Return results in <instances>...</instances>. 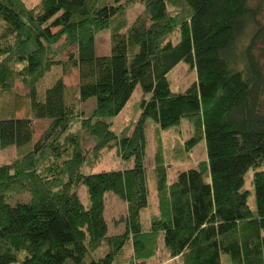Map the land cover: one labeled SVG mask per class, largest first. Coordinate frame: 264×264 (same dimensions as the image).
Instances as JSON below:
<instances>
[{"label":"trees","instance_id":"1","mask_svg":"<svg viewBox=\"0 0 264 264\" xmlns=\"http://www.w3.org/2000/svg\"><path fill=\"white\" fill-rule=\"evenodd\" d=\"M136 1L144 9L127 26ZM257 13L249 0H41L33 7L0 0V84L7 89L21 78L30 89L25 116L15 115L19 107L0 114V148L17 150L12 161H0V264H148L162 239L181 264H264V72L254 54L264 30L242 43ZM106 28L111 53L99 56L95 36ZM180 62L196 68L197 81L174 91L168 74ZM55 65L63 74L41 96L37 83ZM72 68L79 84L69 98L63 75ZM138 85L140 113L118 133L111 118ZM149 118L159 141L161 130L188 119L193 133L183 150L204 140L207 159L170 182L162 149L154 167L146 162ZM37 119L49 124L35 140ZM84 132L97 140L90 151ZM113 149L132 165L94 172L102 152ZM251 168L256 211L245 188ZM151 178L157 199L145 227ZM110 192L127 203L114 218L121 232H109ZM22 193L30 199L8 200ZM104 243L109 250L95 257Z\"/></svg>","mask_w":264,"mask_h":264},{"label":"rangeland","instance_id":"2","mask_svg":"<svg viewBox=\"0 0 264 264\" xmlns=\"http://www.w3.org/2000/svg\"><path fill=\"white\" fill-rule=\"evenodd\" d=\"M25 3L30 6H36L41 0H24ZM112 2L114 0H104ZM124 1V0H122ZM251 7L258 10L256 26H252L248 31V36L243 40V46H247L250 43L252 35L258 30H264V0H249ZM144 4L140 1L132 3L127 8L126 18L127 26L132 24L134 19L143 11ZM4 22L0 20V36L4 31ZM55 30V29H54ZM111 28H106L99 31L95 36V51L99 56L109 55L111 53ZM176 37L178 36L175 35ZM174 37L173 39L176 40ZM74 50V49H72ZM254 54L262 67L264 72V35L260 37L254 49ZM64 58H67V53L63 54ZM21 67V66H19ZM63 74V69L60 65L53 66L44 77H42L37 83L36 90L42 96L45 89L51 86L59 77ZM63 79L68 88V97L71 98L75 95V90L78 87V72L76 68H72L67 74L63 75ZM168 81L171 88L174 91H185L194 82L197 81L196 68L188 62H180L175 68L169 72ZM30 89L22 81L21 78L15 79L11 82L9 88L3 89L0 84V114L6 113L8 108L19 107L15 115L23 117L27 114L29 105ZM264 96V95H263ZM143 98V91L140 85H138L131 98L127 102L124 109L115 117L111 118L113 122V130L121 132L127 125L133 122L139 115L138 103ZM264 101V97H263ZM96 105L95 98L89 99L83 104V108L87 115H90ZM264 112V108L262 109ZM139 112V113H138ZM34 136L35 140H38L44 133L48 126V121L35 120ZM158 126L153 119L147 120L146 137H147V165L154 167L156 164L155 153L159 152L165 156L167 164H171L169 167V181L172 182L177 178L178 172L195 167L198 163L207 159L206 154V142L202 140L192 151L183 150V143L191 137L193 133V126L188 119H183L182 123L169 130H161V141L158 140V136L155 132V127ZM96 137L84 132L83 136V148L86 151H90L96 144ZM159 142L162 144L161 148ZM17 154L16 146L12 145L6 148H0V161L8 163L14 159ZM186 154L187 158H183ZM132 165V160H124L116 154L115 149L111 151L104 150L100 158L99 163L96 165L94 172L111 169H124ZM254 169L251 168L245 176V188L250 189L253 193L249 197V203L251 208L256 211V197L254 193V185L252 183ZM150 206L142 214V223L146 227L150 222V212L154 210L153 202H156V184L153 178L150 180ZM79 194L82 202L88 206L90 204L89 191L86 185L81 184L79 187ZM30 199V193L12 194L8 197L11 203L16 201H28ZM127 211V203L121 200L113 192L106 195V208L105 217L108 221L109 232L116 233L123 231L124 225L115 226L114 218H119L120 215L125 214ZM148 211V212H147ZM147 212V213H146ZM149 220V221H148ZM264 235V230H263ZM109 250V246L104 243L98 250L94 252L95 257H101ZM131 249H127V255L131 253ZM182 261L179 258H172L166 250L164 240L159 243V249L157 255L148 261V264H181Z\"/></svg>","mask_w":264,"mask_h":264}]
</instances>
